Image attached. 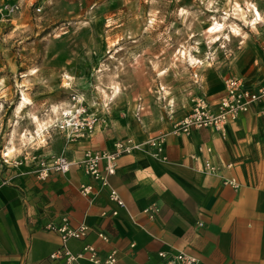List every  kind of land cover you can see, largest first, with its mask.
Segmentation results:
<instances>
[{
    "label": "crops",
    "instance_id": "1",
    "mask_svg": "<svg viewBox=\"0 0 264 264\" xmlns=\"http://www.w3.org/2000/svg\"><path fill=\"white\" fill-rule=\"evenodd\" d=\"M10 1L0 0V7ZM232 64L236 66L230 70L232 75L247 83L264 77V51L240 68L237 60ZM193 85L181 99L165 91L167 104L159 110L146 111L141 102L138 122L129 113L131 108L115 117L107 114V124L98 123L92 136L75 141L59 132L36 146L45 137L39 119L32 121L33 133L22 125L21 116L30 104L17 114L0 151L11 150L9 164L0 157V264H62L50 260L62 242L47 225L61 224L64 218L73 227L89 228L85 237L69 240L66 247L78 254L93 246L101 261L116 251V264H164L160 252H186L201 264H264V121L259 114L264 102L230 123L225 138L211 129L194 131L190 137L168 135L166 161L152 156L147 148L122 157L109 180L124 202L122 208L111 202L109 188L88 178L77 165L87 150L107 151L118 140L145 143L168 133L190 113L198 96L216 109L225 94L221 82H205L195 74ZM11 91L0 88L1 107ZM200 146L212 149L210 158L220 167L219 175L204 172L205 156L191 157ZM61 154L74 162L70 172L39 181L32 158ZM223 178H235L239 190L224 186ZM83 185L93 186L90 198L81 196ZM113 211L118 215L113 216ZM78 264L94 263L81 260Z\"/></svg>",
    "mask_w": 264,
    "mask_h": 264
},
{
    "label": "rangeland",
    "instance_id": "2",
    "mask_svg": "<svg viewBox=\"0 0 264 264\" xmlns=\"http://www.w3.org/2000/svg\"><path fill=\"white\" fill-rule=\"evenodd\" d=\"M12 1L0 7V88L12 90L0 106V151L23 94L30 105L22 125L33 133L38 117L44 127L37 146L59 134L62 113L77 100L100 125L130 108L138 122L141 102L151 111L167 104L165 91L184 98L195 74L223 85L234 60L240 68L264 51V0ZM15 4L14 16L1 11ZM215 22L225 23L217 42L208 32Z\"/></svg>",
    "mask_w": 264,
    "mask_h": 264
},
{
    "label": "built area",
    "instance_id": "3",
    "mask_svg": "<svg viewBox=\"0 0 264 264\" xmlns=\"http://www.w3.org/2000/svg\"><path fill=\"white\" fill-rule=\"evenodd\" d=\"M20 7L15 5H5L1 8L8 17L14 16L19 12ZM38 12L41 9L37 10ZM225 94L219 101L217 108L214 109L203 96H198L193 101V106L189 114L176 122L168 133L155 135L145 143H139L133 138L118 140L114 143L113 148L107 151H91L84 153L83 159L77 164L88 178L99 182L102 187L110 189L109 198L117 207H124V202L118 193L111 189L109 180L116 175L118 162L124 157L133 154L135 151L144 150L145 148L152 156L166 161L165 144L168 135L190 137L194 131L211 129L218 132L223 138L227 135V127L230 123L238 121L241 116L250 113L253 108L264 102V77L252 83H247L244 79L231 76L224 81ZM79 107H73L72 111L62 113L61 120L57 123L56 128L65 133L69 141L92 136L97 127L98 120L88 114L80 100H77ZM143 110L138 106L137 112ZM259 114L264 121V106L259 109ZM212 149L210 147L200 146L197 153L192 155L193 159H198L201 155L205 156L203 160V170L210 175H219L220 167L215 165L210 158ZM8 156L3 155V161L9 164ZM37 167L33 171L39 181H46L52 174H68L74 165L66 155H56L49 158L33 157ZM14 165H20V162H12ZM224 186H229L238 191L240 185L235 178H223ZM80 194L84 198H90L93 194V186L83 185L80 188ZM157 211V209H155ZM113 216L118 215V211L112 212ZM155 217L151 214V218ZM47 229L59 234L62 246L50 255V260L60 261L62 264H78L81 260H88L94 264H116L117 253H112L105 261H101L97 250L93 246H86L78 254L72 253L66 243L72 239H81L88 233L89 228L84 224L73 227L69 220L64 218L61 224H49ZM99 237L107 241V236L100 234ZM164 264H201L200 260L186 252L167 253L160 252Z\"/></svg>",
    "mask_w": 264,
    "mask_h": 264
},
{
    "label": "bare ground",
    "instance_id": "4",
    "mask_svg": "<svg viewBox=\"0 0 264 264\" xmlns=\"http://www.w3.org/2000/svg\"><path fill=\"white\" fill-rule=\"evenodd\" d=\"M238 8L240 10H242L239 6ZM253 10L255 11V14L257 15V19H261V15H260V12L258 11V9L253 6ZM228 18H225L224 20H227ZM256 22L253 21V25H255ZM252 26V25H251ZM225 29V23H222V22H215L214 24H212L208 30V32L211 34V35H214L216 38L215 42L217 41H220L221 40V37H220V34L224 31ZM253 29H257V27H253ZM234 33H237L239 34V28L238 27H232L231 29ZM189 61L191 62V64H195L196 63V59H194L192 56L189 57ZM197 63L201 64L202 62L201 61H198ZM203 64V63H202ZM22 99L17 103L16 105V108H15V112L17 114H21L25 108L27 107V105L30 104V101L24 96V94L22 95ZM36 120H38L37 118H35ZM39 129L41 132H43L44 130V127L43 125L40 123L39 124ZM11 154V150L9 149L7 153H5V156H9Z\"/></svg>",
    "mask_w": 264,
    "mask_h": 264
}]
</instances>
